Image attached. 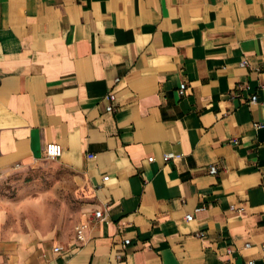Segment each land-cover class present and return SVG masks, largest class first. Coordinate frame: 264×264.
Returning <instances> with one entry per match:
<instances>
[{"label": "crops", "instance_id": "0c3cea01", "mask_svg": "<svg viewBox=\"0 0 264 264\" xmlns=\"http://www.w3.org/2000/svg\"><path fill=\"white\" fill-rule=\"evenodd\" d=\"M263 124L264 0H0V177L56 143L80 206L0 264H264Z\"/></svg>", "mask_w": 264, "mask_h": 264}, {"label": "rangeland", "instance_id": "374dc122", "mask_svg": "<svg viewBox=\"0 0 264 264\" xmlns=\"http://www.w3.org/2000/svg\"><path fill=\"white\" fill-rule=\"evenodd\" d=\"M68 174L55 161L13 169L0 177V212L12 233L62 234L80 216L79 203L68 191Z\"/></svg>", "mask_w": 264, "mask_h": 264}, {"label": "built area", "instance_id": "2783aa9c", "mask_svg": "<svg viewBox=\"0 0 264 264\" xmlns=\"http://www.w3.org/2000/svg\"><path fill=\"white\" fill-rule=\"evenodd\" d=\"M245 64H246L245 62H242L241 66H245ZM185 90H186V86L184 84H181L179 86V89H178L179 96L184 95ZM108 100H109V104L106 107V111L108 113H110L113 111L112 103L115 100L114 95L109 94ZM249 103L250 104L257 103V98L255 96H252L249 100ZM261 126H264V124L263 125H256L255 127L258 128ZM61 153H62V149H61L60 145H58L56 143H49L45 146V149H44V159L46 161H56L57 159L60 158ZM171 158H172L171 154H166L163 156V161L166 162V161L170 160ZM147 160L149 162L153 161L152 157H149ZM215 173H216L215 167H213V166L209 167V174H215ZM106 180H107V177H104L103 181H106ZM92 218L94 221H99V222H102L105 220V216L103 215L102 211H100V210H95L93 212ZM191 219H192L191 215L185 216L186 221H191ZM87 227H88V225L86 223H81V224H78L77 226H75V228H74L75 238H76L77 242L80 244L85 242V234L84 233H85V230L87 229ZM127 244H128V241L127 240L124 241V245H127ZM248 247H249V244L244 245V248H248ZM260 250H261L262 254L264 255V244L261 245ZM53 251L58 252V251H60V248L55 247L53 249ZM246 264H255V262L250 260V261H247Z\"/></svg>", "mask_w": 264, "mask_h": 264}]
</instances>
